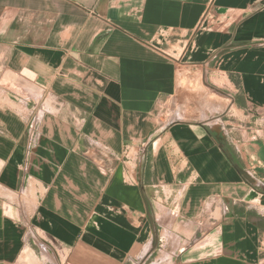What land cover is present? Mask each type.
<instances>
[{"label": "crops", "instance_id": "obj_1", "mask_svg": "<svg viewBox=\"0 0 264 264\" xmlns=\"http://www.w3.org/2000/svg\"><path fill=\"white\" fill-rule=\"evenodd\" d=\"M0 264H264V0H0Z\"/></svg>", "mask_w": 264, "mask_h": 264}, {"label": "rangeland", "instance_id": "obj_2", "mask_svg": "<svg viewBox=\"0 0 264 264\" xmlns=\"http://www.w3.org/2000/svg\"><path fill=\"white\" fill-rule=\"evenodd\" d=\"M217 108V107H216ZM215 108V109H216ZM223 110H224V107L222 108ZM222 113H224V112H222ZM221 112H214L213 114H211L213 117H218L219 115H221L222 114ZM225 115H222L223 117H226L225 118V121L228 123V125L229 126H227V128H230V127H233V123L234 122H236L237 123V130H241V129H245V130H247L248 132L250 131L249 130V127H251V125H247L245 122H243V121H241V120H237V121H234L233 120V118L232 117H236V116H234V112H231V113H229V111H228V107H227V109H226V111H225ZM212 116H210V117H212ZM237 117H239V114L237 113ZM230 122V123H229ZM231 123H232V125H231ZM241 126H242V128H241ZM252 135V134H251Z\"/></svg>", "mask_w": 264, "mask_h": 264}]
</instances>
